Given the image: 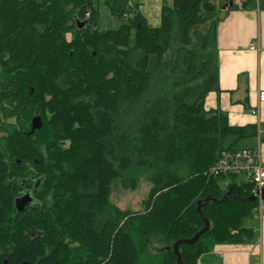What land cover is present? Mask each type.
Returning <instances> with one entry per match:
<instances>
[{
	"label": "trees",
	"instance_id": "obj_1",
	"mask_svg": "<svg viewBox=\"0 0 264 264\" xmlns=\"http://www.w3.org/2000/svg\"><path fill=\"white\" fill-rule=\"evenodd\" d=\"M209 1L163 0L161 22L152 26L130 0H105L119 26L100 31L93 0H0V110L18 117L3 145L44 173L41 206L10 215L20 247L5 258L178 264L174 244L204 228L197 203L207 199L216 200L202 207L211 228L180 247L183 264H198L218 246L259 240L260 232L245 225L258 207L249 200L252 185L232 186L222 201L229 190L210 175L223 150L258 132L205 110L207 96L220 90L216 62L202 57L218 10ZM229 2L238 7L225 0L221 8ZM77 19L87 27L79 29ZM37 117L43 126L29 134ZM143 172L151 183L143 211L113 205L112 184L135 190ZM10 208L14 202H0L2 215Z\"/></svg>",
	"mask_w": 264,
	"mask_h": 264
},
{
	"label": "crops",
	"instance_id": "obj_2",
	"mask_svg": "<svg viewBox=\"0 0 264 264\" xmlns=\"http://www.w3.org/2000/svg\"><path fill=\"white\" fill-rule=\"evenodd\" d=\"M222 11L224 15L211 19L209 48L202 54L204 59L216 62L220 88L207 96L205 110L224 113L233 127H256L258 134L240 141L236 148H259L264 160V103L258 100L259 92L264 91V4L261 8L255 3L246 8L222 7L218 12ZM252 43L259 49L249 50ZM258 104L259 118L252 114ZM259 263L264 264V217L256 243L218 246L201 259V264Z\"/></svg>",
	"mask_w": 264,
	"mask_h": 264
},
{
	"label": "flooded vegetation",
	"instance_id": "obj_3",
	"mask_svg": "<svg viewBox=\"0 0 264 264\" xmlns=\"http://www.w3.org/2000/svg\"><path fill=\"white\" fill-rule=\"evenodd\" d=\"M9 116L0 110V202H14V210L10 208L8 211L3 212L6 219L0 222V259H2L1 262L3 264H6V261H10L4 256L9 251L20 247L19 228L16 221L10 219L19 215L16 202L29 196L31 198L28 209L41 206L38 186L41 182V176L44 174L42 171L36 170L37 165L34 163L30 161L22 162L15 158L11 149L3 145L4 138L8 136L7 132L11 129L9 125H18V117L10 118ZM34 119L32 118L31 120V129L33 128ZM42 166L49 165H38L40 168ZM3 215L0 212V216ZM28 232L34 237V230H29ZM10 262L13 263L12 261Z\"/></svg>",
	"mask_w": 264,
	"mask_h": 264
},
{
	"label": "rangeland",
	"instance_id": "obj_4",
	"mask_svg": "<svg viewBox=\"0 0 264 264\" xmlns=\"http://www.w3.org/2000/svg\"><path fill=\"white\" fill-rule=\"evenodd\" d=\"M225 0H210V4L215 6L218 11L223 5ZM105 0H93V3L101 9V20L98 25V30L104 31L108 29L118 28L119 22L116 18H113L109 15L108 11L104 8ZM131 5L138 9L148 20V23L152 26H157L161 22V7L163 0H130ZM169 4H172V0H168ZM224 7V6H223ZM203 10H205L203 8ZM216 12L212 13L210 16L213 20L217 18V16L224 15V11L221 13ZM212 20H210L211 22ZM209 22V21H208ZM209 22V23H210ZM135 46V34H132L131 37V47ZM183 55H181V58ZM149 71L154 73L157 66V57L152 56L149 61ZM239 147V146H238ZM242 148V147H239ZM149 172H143L138 176V184L135 190H126L120 181H115L112 184V191L110 194V201L113 205L119 207L122 210H130L132 212H141L143 211V203L148 198L151 190V183L148 180ZM244 181V179H243ZM223 186V185H222ZM247 227H253L257 231L260 232L261 229V221L254 220L246 222ZM154 247L159 248L160 244L155 243L151 248V254L154 255L156 253V249ZM202 257L201 259H203ZM146 264V263H145ZM199 264V263H198ZM201 264V260H200Z\"/></svg>",
	"mask_w": 264,
	"mask_h": 264
},
{
	"label": "built area",
	"instance_id": "obj_5",
	"mask_svg": "<svg viewBox=\"0 0 264 264\" xmlns=\"http://www.w3.org/2000/svg\"><path fill=\"white\" fill-rule=\"evenodd\" d=\"M234 2L240 6L243 1L234 0ZM255 4L261 8L264 0H255ZM248 49L255 51L259 48L256 43H252L248 46ZM258 100L259 104L264 103V91L259 92ZM259 104L252 109V114L258 118L260 116ZM260 134L261 132H259ZM210 175L223 178V188L227 191L231 190L232 186H239L240 182L251 184V196H254L256 201H258V207L255 209V219L262 221L264 217V160L259 148L223 150L216 163L210 169ZM234 178L235 180H233ZM198 263L200 264V261Z\"/></svg>",
	"mask_w": 264,
	"mask_h": 264
},
{
	"label": "water",
	"instance_id": "obj_6",
	"mask_svg": "<svg viewBox=\"0 0 264 264\" xmlns=\"http://www.w3.org/2000/svg\"><path fill=\"white\" fill-rule=\"evenodd\" d=\"M233 6V3L232 2H229V3H226L224 5V9H231ZM76 24L78 26L79 29H84L87 27L88 23L85 21H80V20H76ZM43 126V123H42V119L40 117H37L34 119L33 121V128H32V131L30 134H33L35 133L36 131L40 130ZM230 194H232V189L228 191V195L225 196L223 198L222 201H224ZM30 198L31 197H25V198H21L19 200H17L16 202V208H17V211H18V214H21V213H24L28 207H29V203H30ZM263 199H264V190H263ZM250 201L252 202H255L256 201V198L254 196H251L249 198ZM211 201H216L215 199H207L205 204H202L200 202L197 203V209H198V212L200 213L203 221H204V228L199 231L193 238L191 239H182V240H179L177 241L175 244H174V252L177 256V259H178V264H183L182 262V257H181V253H180V247L184 244L186 245H194L195 243L198 242V240L201 238V236L208 232L211 228V224H210V221L207 219V217L204 215V213L202 212V207L203 205H208ZM6 264H13L11 263L10 261H6L5 262ZM21 264H30V263H27V262H23Z\"/></svg>",
	"mask_w": 264,
	"mask_h": 264
}]
</instances>
